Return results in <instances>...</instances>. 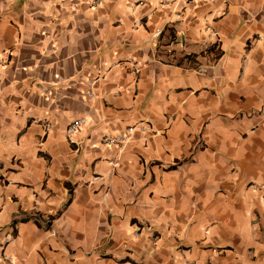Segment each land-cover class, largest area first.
I'll use <instances>...</instances> for the list:
<instances>
[{
  "label": "crops",
  "instance_id": "obj_1",
  "mask_svg": "<svg viewBox=\"0 0 264 264\" xmlns=\"http://www.w3.org/2000/svg\"><path fill=\"white\" fill-rule=\"evenodd\" d=\"M125 260L264 264V0H0V264Z\"/></svg>",
  "mask_w": 264,
  "mask_h": 264
},
{
  "label": "built area",
  "instance_id": "obj_2",
  "mask_svg": "<svg viewBox=\"0 0 264 264\" xmlns=\"http://www.w3.org/2000/svg\"><path fill=\"white\" fill-rule=\"evenodd\" d=\"M99 3H100V0H88V4L91 7H95ZM158 36H159V32H155L154 37H158ZM131 70L134 73L138 72L139 65L136 62H131ZM100 79H101V76L97 75L93 78H90L87 81V93H86L87 97L89 98L95 97L94 89ZM83 122H84L83 118H78L68 123L65 133L69 140H71V136H73L75 132L79 130ZM135 128H136V125L128 126L125 131H122L116 134H111V135L109 134L103 135L101 138V142L107 145L120 146L126 141L127 138H129L130 134L135 130ZM138 130L143 131L145 130V128L142 126V127H139ZM39 221L41 222V224H45V221H43L41 218H39Z\"/></svg>",
  "mask_w": 264,
  "mask_h": 264
},
{
  "label": "trees",
  "instance_id": "obj_3",
  "mask_svg": "<svg viewBox=\"0 0 264 264\" xmlns=\"http://www.w3.org/2000/svg\"><path fill=\"white\" fill-rule=\"evenodd\" d=\"M218 55H219V53L216 54V56H218ZM190 58H191L190 56L187 57L188 60H189ZM173 167H174V165H172V166H168L167 168H168V169H171V168H173ZM127 261H129L131 264H135L133 261H130V260H125L124 262H127Z\"/></svg>",
  "mask_w": 264,
  "mask_h": 264
}]
</instances>
